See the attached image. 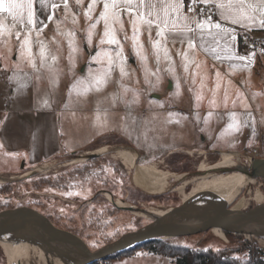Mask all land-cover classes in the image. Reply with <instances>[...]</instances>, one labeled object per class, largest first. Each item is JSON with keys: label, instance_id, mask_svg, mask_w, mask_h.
I'll return each instance as SVG.
<instances>
[{"label": "rangeland", "instance_id": "374dc122", "mask_svg": "<svg viewBox=\"0 0 264 264\" xmlns=\"http://www.w3.org/2000/svg\"><path fill=\"white\" fill-rule=\"evenodd\" d=\"M46 39H52V32H47ZM141 42L150 51L146 35L141 37ZM51 47L55 49V44ZM107 50H109L108 45L102 46V49H93L92 55H95L96 51H101V56L92 64L88 63L89 56L85 51L78 58L75 67L76 75L70 76L67 73V45L65 43V52L59 61V66L64 69L63 75L56 78L48 77L46 74L43 81L30 80L27 82L28 87L23 89L18 88L16 81L12 82L11 89H9V92L12 90L13 97H11V105L14 108L17 107V113L23 117L17 127L25 128L23 121L26 117L28 119L31 116H39L44 122V118L54 114L58 120V129H56L57 134L53 136L52 127L49 131L46 122V133L40 138V136H34L37 132L35 126L34 135H32L34 148L30 143L29 153L25 152L20 155L25 166L19 169V161H12L8 169L16 171L10 174H0V210L15 207L32 208L44 214L55 225L79 233L86 239L89 246L96 245V247L90 246L92 250H98L116 241L122 235L153 222L152 219L143 217L140 213L151 215L153 209H171L179 206L182 199L177 188L182 184L181 182L186 179H196L202 173L208 175L215 172L239 171L248 175L245 188L238 194L237 201L231 206L232 209H237L240 203L242 208L248 209L264 201V178H255L250 171L245 170L242 166L246 164L241 156L257 150L264 158V127L257 129V136L249 144L250 129L225 132L227 125L231 123L227 113L218 120L214 112L209 123L205 125L203 117L209 110L206 101L199 109L201 120L198 124L194 118L184 119L190 112H193L194 97L187 92V85L182 84L181 96L176 99L175 81L173 80L170 86L171 77L167 73L164 74V82L158 86L157 90H149L143 94L142 110L148 117L146 123L133 125L130 119L120 120L119 131L102 130V125L106 120L111 126L117 118L111 115L106 116L104 112L106 104L97 105V100H102L103 95L117 90V85L105 86L103 92L98 94L93 87L94 81L89 76V71L92 68L107 67V57L103 54ZM239 50H244L242 42ZM124 54L128 58V64L132 69H136L139 77V84L135 86L141 89L147 88L148 85L141 74L137 58L133 54L131 40L125 42ZM222 71L227 72L230 69L225 65ZM251 71L253 74L248 88L257 94L260 103H264V80H262L264 69L259 60ZM114 76L118 77V70ZM77 78L83 80L84 83L74 86L72 92L69 93L67 90L69 84ZM231 78L234 82L249 79L247 71L240 68L231 72ZM150 79L155 82L154 77ZM229 90L234 92L236 88L233 86ZM19 108H22V113L19 112ZM133 108L135 109L136 106ZM132 114L135 115L136 112L133 111ZM151 116H156V119L151 120ZM13 128L14 126L11 130ZM105 145L106 152L90 154ZM116 149L120 151H115ZM131 151L137 154L138 169L146 181L153 183L161 179L162 182H166L163 192L151 194L133 184L130 172L124 168L127 163L132 162ZM222 151L236 154L234 157L235 170L198 172L197 169L201 163L207 166L221 160ZM50 153L55 157L54 159L39 163L35 167H27L30 162L45 158L46 154ZM92 156L105 158L106 167L98 168L93 176L80 173V165ZM14 158L17 157L14 156ZM44 163L46 165H43ZM33 169L37 171L21 176ZM171 175H183V177L175 180ZM167 177L169 178L165 181ZM207 185L202 181L195 182L194 192H202ZM148 187L151 186L148 185ZM46 188L52 190L45 191ZM68 191L80 193V195L61 194ZM104 192H111L113 202L104 196ZM85 193H88L87 198H84ZM115 199L121 200L125 206H117L114 203ZM209 201L224 202L211 193L199 195L191 202ZM109 233L115 234V239L109 236ZM225 236L226 238H222L217 228H213L212 231L191 236L164 239V242L168 241L171 244L194 249L211 247L220 249L223 256L237 255L239 257H242L246 251H235L232 248L240 247L247 242L250 249L261 251L264 259V240L252 236L248 240L241 234L229 233ZM139 249L150 251L147 245H141L133 252ZM1 251L0 264H6L5 256L3 257L4 254ZM46 254L50 255L48 258L50 261L56 256L53 253ZM127 256L123 254L114 258L112 263L123 264V259ZM63 262L68 264L65 260ZM27 264H40L36 252H30ZM48 264L51 262L48 261Z\"/></svg>", "mask_w": 264, "mask_h": 264}, {"label": "snow or ice", "instance_id": "6c2138e0", "mask_svg": "<svg viewBox=\"0 0 264 264\" xmlns=\"http://www.w3.org/2000/svg\"><path fill=\"white\" fill-rule=\"evenodd\" d=\"M49 31L51 40L46 39ZM253 31L264 32V0H0V78L9 85L16 81L23 89L30 80L43 81L46 74L60 77L64 74L59 61L65 43L67 73L75 76L80 55L87 51L88 63L92 64L101 56V51L92 55V50L108 45L109 50L103 52L107 67L89 71L96 93H102L105 86L117 85V90L97 100V105L106 104V116L117 118L111 126L106 120L102 130L119 131L120 120L130 119L133 125L146 123L143 94L157 90L167 73L171 77L169 85L175 81L176 99L181 96L182 84L194 97L193 112L184 119L194 118L198 124L199 109L206 101L209 110L203 117L205 125L214 112L218 120L227 113L231 123L225 132L250 129L251 144L257 129L264 127V103L248 88L258 60L264 69V39L251 35ZM241 34L243 51L238 43ZM143 35L150 51L141 42ZM128 40L147 88L135 86L139 77L124 54ZM225 61L239 63H229L230 71L224 72ZM237 68L247 71L249 79L234 82L231 72ZM117 70L118 77L114 76ZM82 83L77 78L69 84L68 92ZM233 86L236 91L230 92ZM61 194L80 195L72 191ZM108 235L115 239V234Z\"/></svg>", "mask_w": 264, "mask_h": 264}, {"label": "water", "instance_id": "95a60500", "mask_svg": "<svg viewBox=\"0 0 264 264\" xmlns=\"http://www.w3.org/2000/svg\"><path fill=\"white\" fill-rule=\"evenodd\" d=\"M251 175L264 178V158L253 160ZM212 228L264 240V201L244 210L232 209L222 201L181 203L163 217L98 250H92L79 233L55 225L32 208L0 210V241L34 244L68 264H91L149 241L191 236Z\"/></svg>", "mask_w": 264, "mask_h": 264}, {"label": "crops", "instance_id": "0c3cea01", "mask_svg": "<svg viewBox=\"0 0 264 264\" xmlns=\"http://www.w3.org/2000/svg\"><path fill=\"white\" fill-rule=\"evenodd\" d=\"M251 35L264 39V32L253 31ZM241 37V42H243L244 35H239ZM238 36V37H239ZM229 63H239V62H227L225 61L226 67H228ZM23 75V74H22ZM12 83L9 85L3 78H0V174H10L14 173L16 170H9L8 165L12 163V161H19L18 167L19 169L25 166L20 159V155L25 152L29 153L30 143L34 148V139L32 138L35 126L36 131L34 136L43 137L46 133V122L50 127H52L51 132L53 136L57 134L56 129L57 126V117L54 114L48 115V118H44V122L39 116H31L30 118L24 119L23 124L25 125L24 129H19L17 126L21 123V118L19 113H17V107L14 108L12 104ZM10 93V95H9ZM7 96V97H6ZM12 97V98H11ZM19 112L22 113V108H19ZM52 111V110H51ZM52 113V112H51ZM22 115V114H20ZM20 122V123H19ZM12 126H14L13 130ZM51 136V134H49ZM55 138V137H54ZM37 142V141H36ZM17 157L16 159L14 158ZM54 156L50 154H46L45 158H41L35 161L30 162L27 167H35L39 163L48 161L50 159H54ZM199 189V188H198ZM123 264H176L174 258L163 256L160 254L153 253L147 250H136L133 253L129 254L126 259H123ZM113 264V263H112Z\"/></svg>", "mask_w": 264, "mask_h": 264}, {"label": "trees", "instance_id": "16d2710c", "mask_svg": "<svg viewBox=\"0 0 264 264\" xmlns=\"http://www.w3.org/2000/svg\"><path fill=\"white\" fill-rule=\"evenodd\" d=\"M238 43L239 45L241 44L240 36L238 37ZM101 147H106V145L101 146ZM105 161H106L105 158H99L96 156L89 157L83 164L80 165L79 167V169H81L80 173H85L86 175L93 176L97 173L98 168L104 169L106 167ZM107 167H110V166L107 165ZM130 174H131V180L134 185L144 189L148 193H151L148 187L145 186V184L141 180L136 178L132 172H130ZM160 188L163 189L162 186ZM110 193L111 192H104V196L107 198L106 196L107 194L110 197L107 199L113 202V198ZM114 202L117 206L120 207L121 204H120L119 199H115ZM124 206H125V203H124ZM244 209L245 208H242L241 203H240L236 210H244ZM217 231L221 234L222 238H226L225 234L229 235V233L224 234L218 228H217ZM19 244H20V251H21V260L26 264L28 263V256L30 252H34V253L36 252V256L40 264L48 263V261L49 262L61 261L60 259H57L55 257L52 258V261L48 260V257H46L44 253L34 244L23 242V241L19 242ZM141 245H147L149 250L153 253L174 258L176 264H264V259L262 257L261 251H259L258 249H254V250L250 249V245L247 242H244V244H242L240 247L236 246L232 248L235 251L237 250L246 251L242 257H239L237 255L223 256L222 253H220L219 251L220 249H213L211 247L194 249V248H188L185 246L171 244L168 241L164 242V240L149 241L147 243L140 244L134 248L127 249L123 252L117 253L116 255L108 257L104 260L95 261L91 264H112V260L114 258H117L123 254L129 255L131 254V252H133V250H135V248H138ZM226 248L228 247L226 246Z\"/></svg>", "mask_w": 264, "mask_h": 264}, {"label": "bare ground", "instance_id": "6f19581e", "mask_svg": "<svg viewBox=\"0 0 264 264\" xmlns=\"http://www.w3.org/2000/svg\"><path fill=\"white\" fill-rule=\"evenodd\" d=\"M120 149H122V148H120ZM116 150H119V149H116ZM106 151H107V148L102 149V150H100L96 153H92V154H101V153L106 152ZM132 153L134 154V158L136 161L137 160V154L133 151H132ZM235 155L236 154L234 152H230V151L223 152L222 151V159L221 160H219V161H217V162H215L209 166L198 167L197 170H198V172H207L209 170L210 171H219V170H226V169L235 170L234 169V168H236L235 161H234ZM43 165H46V163H44ZM34 171L36 172L37 169H33L32 171L25 172L21 176H27V175L33 173ZM134 173L138 179H140L146 183L144 178L142 176H140V174L138 172V165L137 164H135V166H134ZM199 177L195 179L196 183H200L202 181V183L208 184L207 188L204 189L202 192L195 193L194 187H193L194 183H195L194 178L190 179V180L186 179V180L182 181L181 182L182 184L177 188V190L179 191V193L181 195L182 203L191 202L195 197H197L199 195H202L205 193H211V194H215L216 196L221 198L225 204H227L229 207H231L237 201L238 194L241 192L242 189L245 188V184H246L248 175H246L245 173L239 172V171H232V172L229 171L226 173L215 172L213 174H208V175H203V173H202L200 179H199ZM187 183L190 184L191 186H190V190L185 193L183 189H184V185H186ZM169 211H170V209H158L159 214L163 215V216L166 213H168ZM159 218H161V217H159ZM159 218H155L152 221H155L156 219H159ZM0 248L2 250V253L5 256L6 264H21V263L26 264L21 260V251H20L19 242L18 243H12V242L0 241ZM40 250L44 253V255L46 257H48V258L50 257V255H47L42 249H40ZM55 258L60 259V260L62 259V258H59L56 256H55ZM62 260L59 262H51V264H65L63 262L64 260L63 261ZM46 264H48V263H46Z\"/></svg>", "mask_w": 264, "mask_h": 264}, {"label": "flooded vegetation", "instance_id": "af4514ba", "mask_svg": "<svg viewBox=\"0 0 264 264\" xmlns=\"http://www.w3.org/2000/svg\"><path fill=\"white\" fill-rule=\"evenodd\" d=\"M102 149H105V148L104 147H99L97 150L93 151V153H96V152H98V151H100ZM115 151H120V149L119 150H115ZM90 154H92V153H90ZM132 155H133L132 162L127 163V166L124 167V168L127 169L129 172H132L134 174V176L136 177V175L134 173V166H135V164L138 165V163L135 161V158H134V154L133 153H132ZM204 166H206V165L201 163L199 167H204ZM207 166H209V165H207ZM138 172H139L140 176H142L139 169H138ZM250 173H251V171H250ZM171 176H173V178H175V180H179L183 175H171ZM168 178L169 177H167L165 181H167ZM200 178H201V176L199 177V179ZM194 182H196L195 179H194ZM143 183L147 187H148V185L151 186V187H148V189L150 190L151 194H159V193L163 192L164 187L166 185V182L165 183H164V181L162 182L161 179H158V180H156V182H153V183H150L148 181H146V183L145 182H143ZM161 186L163 187V189L160 188ZM190 186L191 185L188 184V183L186 185H184V189L183 190H184L185 193L190 190ZM187 188H188V190H187ZM106 196H107V198H110L107 194H106ZM120 204H121L120 207H123L124 206V203L121 200H120ZM166 209H170V208H166ZM140 215L143 216V217H146V218H150L152 220H154V218L163 217V215H160L159 214L158 209L151 210V215L150 214H146V213H140Z\"/></svg>", "mask_w": 264, "mask_h": 264}, {"label": "built area", "instance_id": "2783aa9c", "mask_svg": "<svg viewBox=\"0 0 264 264\" xmlns=\"http://www.w3.org/2000/svg\"><path fill=\"white\" fill-rule=\"evenodd\" d=\"M243 42H244V37H243ZM241 156L243 157L244 163L246 164L245 166H242V167L245 168V170H247V171H251V164H252L254 159L263 158V156H261L257 150H253L251 152L244 153ZM244 236L249 240V237H250L249 235H244Z\"/></svg>", "mask_w": 264, "mask_h": 264}]
</instances>
